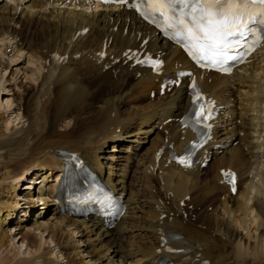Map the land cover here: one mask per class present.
I'll return each mask as SVG.
<instances>
[{
	"label": "bare ground",
	"instance_id": "bare-ground-1",
	"mask_svg": "<svg viewBox=\"0 0 264 264\" xmlns=\"http://www.w3.org/2000/svg\"><path fill=\"white\" fill-rule=\"evenodd\" d=\"M11 1L0 5V91L20 79L18 70L8 79L2 71L24 56L28 82L19 85L16 104L22 124L9 128L11 120L0 116V264H57L53 250L68 246L74 250H59L63 264H155L164 256L175 264H264V43L226 76L195 68L129 9L88 0ZM144 57L162 60L161 73L138 62ZM187 69L216 112L191 166L169 157L194 137L180 121L193 96L190 77L181 74ZM164 78L170 81L160 95ZM69 155L123 197L127 211L113 227L57 213L54 182ZM30 171L29 180L41 177L36 199L28 190L21 196L45 210H34L32 232H22L16 248L7 228L28 220L15 219L19 178ZM45 232L54 249L44 246ZM79 243L87 261L73 257Z\"/></svg>",
	"mask_w": 264,
	"mask_h": 264
},
{
	"label": "snow or ice",
	"instance_id": "snow-or-ice-1",
	"mask_svg": "<svg viewBox=\"0 0 264 264\" xmlns=\"http://www.w3.org/2000/svg\"><path fill=\"white\" fill-rule=\"evenodd\" d=\"M101 2L124 5L128 0ZM129 6L145 19L159 15L165 34L180 43L201 67H216L224 72L231 71L225 65L238 59L232 53L237 47H243L242 41L247 42V34L255 37L252 44L261 39L249 25L264 26V0H133ZM146 61L154 65L153 70L159 67V62L151 58ZM192 87L195 89V84ZM190 111L195 124L210 119V110L198 91L193 93Z\"/></svg>",
	"mask_w": 264,
	"mask_h": 264
},
{
	"label": "rangeland",
	"instance_id": "rangeland-1",
	"mask_svg": "<svg viewBox=\"0 0 264 264\" xmlns=\"http://www.w3.org/2000/svg\"><path fill=\"white\" fill-rule=\"evenodd\" d=\"M5 1H7V0H0V5H2L3 2L5 3ZM26 2L29 3V1H25V4H27ZM59 6H63V4H60ZM25 66H26V63H25V56H24V57H22V59L12 60L11 67L8 68L6 70V72H3L2 71V73H4V78L5 79H8L10 77V74L13 73L12 72L13 69L18 70V76H20V79L18 78V80L16 81L15 85H14V83L13 84L12 83L10 84V83L6 82L5 83V87H3V89H1V91H0V101H1V103L4 104L5 103V99H8L9 100V103H10L8 107H6L5 105H4V107L3 106L0 107V116L2 118H6L8 120H11V122L9 124V128H11L12 126L19 127V125L22 124L21 117L20 116L19 117L17 116V112H18V109L17 108H18V106L16 107V104L18 102V96L22 92L21 89L19 88V85H21V82L23 84L28 82V80L25 77H23L24 74L22 73L23 69L26 68ZM2 68H5V67H2ZM19 80H21L20 83H19ZM110 145H111L110 143L106 144L104 150L101 153L103 154V153L107 152V149H109V146ZM144 145H148V143L146 142V143H144ZM127 149L129 151H130V149L132 150V148H130V147H128ZM123 152H125V154H126V152L128 153V151H123ZM123 152H121V153H123ZM123 155H124V153H123ZM32 174L33 173H31V171H30V172L24 174L23 177H20L19 178V183H18V186H17V188H18L17 189L18 190L17 194L19 193L18 194L19 195V198H18V200H19L18 204L19 205L18 206H19L20 211H19V213H17L18 215H17V217H16L15 220H18L19 217H23V218L27 217L28 220L25 221L23 219H20L21 222L24 223V224H18V226L16 228H14L12 226L15 225V224H17V223H11V224L8 225V228H7L8 229V234L10 236H12V240L15 243L12 247L15 246L16 248L19 245V241L18 240H19V237H20L21 233L24 232V231H26V230L32 232L31 228L29 227V223H31V221H33L35 218H37L34 213H36L37 211H44L45 210L44 207H41L42 206L41 205L42 203H38L37 204L35 202V200H34V199H36V196L34 195V193L37 195V192L36 191L38 190L37 187H39V184H40L39 178L41 179V177L39 176L38 178H36L37 179V182L35 183V180L36 179L35 178L32 179L33 178V176H31ZM54 174H56V173H54ZM29 177H32L31 180H29ZM27 190L28 191H31V193H32L31 195L34 198V199L32 198V200H34L33 201L34 203L33 202H26L24 200V198H22L21 194H23V192H26ZM159 194H161V193L159 192ZM28 204H31L32 206L27 207ZM210 208H211V206H209V210H210ZM21 209H28V210H30V212L32 214H30L29 216H21V213H22L21 212ZM47 214L49 215V212L46 213V216L45 217L48 216ZM33 232H35L37 235L39 234V230H36V231L33 230ZM46 234H47V232L43 233V238L46 240V243L44 244V246H46V247L48 246L51 249H54L53 248L54 247L53 246L54 243L48 239V237H47ZM78 234L79 233H75L74 234L76 239H80ZM79 244L80 245H79V247L77 249H79L81 252H80V254H74L73 257L76 258V262H78V261L81 262L82 259H84L85 261H87L90 256L88 254H86V252L84 251L85 250V245H83L81 243H79ZM99 249H100V251H99ZM21 250H22V253L20 254L21 256L27 257V256L30 255V250H27V248H25V244L22 245ZM59 250H62V248H59L58 250H56V248H55L53 250L54 256L52 254V259H54L57 264H63L65 262V260H66L65 258H63L65 256V254L64 255L63 254L61 255V253L59 252ZM64 250H67L66 252H70L71 250L73 251L74 249H73V247L68 246L67 249H63L62 251H64ZM97 251H99V253L102 252V251H104L103 250V247L102 248H98ZM89 263L92 264V261H88V264Z\"/></svg>",
	"mask_w": 264,
	"mask_h": 264
}]
</instances>
